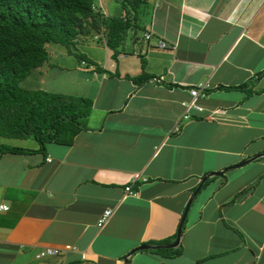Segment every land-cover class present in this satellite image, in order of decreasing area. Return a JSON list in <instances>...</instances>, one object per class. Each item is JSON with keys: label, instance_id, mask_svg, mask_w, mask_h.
<instances>
[{"label": "crops", "instance_id": "1", "mask_svg": "<svg viewBox=\"0 0 264 264\" xmlns=\"http://www.w3.org/2000/svg\"><path fill=\"white\" fill-rule=\"evenodd\" d=\"M127 19L116 59L89 37L96 45L68 66L83 86L58 92L92 98L73 141L0 153V264H264V154L232 166L264 151V0H146ZM146 30L169 46L145 40ZM64 51L50 45L33 69L48 74ZM141 59L151 76L138 83ZM201 81V108L185 107ZM214 170L223 173L190 201L178 253L131 251L172 241L189 195ZM133 172L145 179L131 182ZM46 247L57 252L35 256Z\"/></svg>", "mask_w": 264, "mask_h": 264}, {"label": "trees", "instance_id": "2", "mask_svg": "<svg viewBox=\"0 0 264 264\" xmlns=\"http://www.w3.org/2000/svg\"><path fill=\"white\" fill-rule=\"evenodd\" d=\"M117 2L121 13L109 15L96 7L93 9V0H0V136L30 137L37 142L35 148L0 142V153H42L47 142L70 144L73 141L90 112L92 98L29 89L20 86L19 81L46 60V43H60L72 52L80 34L104 42L111 49V57L116 59L129 27L128 15H134L146 0ZM77 54L82 57L80 52ZM140 64V73L130 77L138 83L151 76L144 70L143 59ZM182 226L183 222L180 229ZM172 248L173 253L179 252V245L154 250L165 252Z\"/></svg>", "mask_w": 264, "mask_h": 264}, {"label": "rangeland", "instance_id": "3", "mask_svg": "<svg viewBox=\"0 0 264 264\" xmlns=\"http://www.w3.org/2000/svg\"><path fill=\"white\" fill-rule=\"evenodd\" d=\"M93 3L96 8L104 14L117 15L120 12V6L117 0H93ZM89 36L86 37V35L80 34L79 39L81 40L75 44V47L72 48V52L67 51L68 49L66 46L60 43L48 42L57 49L64 48V54L58 60L51 63V70L48 74H44L42 71L40 74H37L35 69H33L29 71L25 79L22 78L19 81V85L25 88L30 87L29 89L43 86L46 90L55 92L60 90L72 91V89L79 91V87L83 86V81L79 78V71H75L76 69L74 70L68 66L80 58L77 52L86 48L87 44L96 45ZM50 45L46 44L48 54ZM80 66L81 68L85 67L84 65Z\"/></svg>", "mask_w": 264, "mask_h": 264}, {"label": "built area", "instance_id": "4", "mask_svg": "<svg viewBox=\"0 0 264 264\" xmlns=\"http://www.w3.org/2000/svg\"><path fill=\"white\" fill-rule=\"evenodd\" d=\"M91 7L94 9L95 5L92 4ZM93 35L96 36V33L93 32ZM143 38L145 40H152L153 39V43L159 47V48H165L169 46V43L166 42L164 39L158 37V36H153V33L149 30H146L143 32ZM209 86L208 83L206 81H201V82H197L196 84L190 86L188 88V93L189 96L187 97V99L182 101V104L185 107H194L197 109H200L201 106L197 103L196 99L199 98L200 96H204L206 94V91L208 90ZM181 116L183 118L188 117V113L184 112L183 114H181ZM178 129V125L174 126V131ZM47 159L49 160V157H47ZM137 178H140V180H144L145 178L143 176H139L138 172H133L131 174L130 177V181L134 182ZM125 190H129V186L125 185L124 186ZM7 206L5 204H0V208H6ZM110 213L109 209H105L101 212V214L98 216L97 219V224L101 225L105 222V220L107 219L108 215ZM57 249L53 248V247H46L44 249L39 250L37 253H35V256H42L45 255L46 253H56Z\"/></svg>", "mask_w": 264, "mask_h": 264}, {"label": "water", "instance_id": "5", "mask_svg": "<svg viewBox=\"0 0 264 264\" xmlns=\"http://www.w3.org/2000/svg\"><path fill=\"white\" fill-rule=\"evenodd\" d=\"M264 154V151L263 152H260V153H257V154H254L252 156H249L247 158H244L242 160H239L237 163L235 164H232V166H235V165H241L243 163H246L248 161H250L251 159H254L260 155ZM222 170H214V171H209V172H206L205 174H203L201 176V178L199 179V181L197 182V184L195 185L194 189L192 190L191 194L189 195L187 201L185 202V205L183 207V210L181 212V215H180V218H179V221H178V224H177V227H176V231H175V237L172 241L170 242H167V243H164V244H148V243H141L139 245H137L136 247L132 248L131 251L133 250H136V249H144V248H156V247H172V246H175L178 244V241H179V234H180V226H181V223L183 221V218L185 216V213L187 211V208L190 204V201L192 199V197L195 195V193L197 192V190L199 189L201 183L203 182V180L205 178H207L208 176L210 175H219L221 174ZM123 260H124V264H127V258L126 256L123 257Z\"/></svg>", "mask_w": 264, "mask_h": 264}, {"label": "bare ground", "instance_id": "6", "mask_svg": "<svg viewBox=\"0 0 264 264\" xmlns=\"http://www.w3.org/2000/svg\"><path fill=\"white\" fill-rule=\"evenodd\" d=\"M223 173V171L221 172V174ZM220 175V174H219ZM211 176V175H210ZM209 177V176H208Z\"/></svg>", "mask_w": 264, "mask_h": 264}, {"label": "clouds", "instance_id": "7", "mask_svg": "<svg viewBox=\"0 0 264 264\" xmlns=\"http://www.w3.org/2000/svg\"><path fill=\"white\" fill-rule=\"evenodd\" d=\"M94 4V3H93ZM96 7V6H95Z\"/></svg>", "mask_w": 264, "mask_h": 264}]
</instances>
